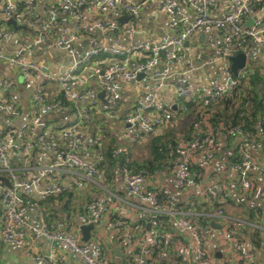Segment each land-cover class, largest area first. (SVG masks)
<instances>
[{
  "label": "crops",
  "instance_id": "crops-1",
  "mask_svg": "<svg viewBox=\"0 0 264 264\" xmlns=\"http://www.w3.org/2000/svg\"><path fill=\"white\" fill-rule=\"evenodd\" d=\"M195 1L203 10L205 9L206 14L214 18H222L226 11L232 10L234 7V0H215L212 5L206 8L203 6V0ZM11 2L17 5L18 11L22 14L21 20L15 19L21 28L16 29L7 23L8 20L3 21L4 15L0 3V21H3L0 22V28L8 31L6 36L0 37V45L6 53L15 55L19 52L21 44L32 45L39 35L46 34L44 44H34L31 50L24 52V56L28 61L38 62L45 71L60 79L70 72L74 62L81 58L86 50L99 44L117 50L119 54L116 55V58L122 62L128 59L129 68H135L141 61L148 58L147 52L135 49L136 45H160L173 37L179 30L170 26V16L161 10L162 0L146 2L138 15L127 22H119L118 28L114 30L106 32L97 30L91 35L83 33V30L108 16V9L100 0H86L79 11L74 14L63 8L53 28L48 32H45L43 28L49 15L48 4L52 3L53 0H11ZM198 15L193 5L182 4L180 18L183 20L180 27L187 26ZM254 15H261L264 19V5L257 9ZM124 16L130 15L123 10V14L119 18ZM252 17L245 19L241 26L243 28L249 27L248 22ZM64 30L80 33L75 42L73 54L59 48L56 44L57 38ZM186 41L180 50L179 61L169 66L168 74L162 82L156 79L153 73L162 71L166 66L164 62H161L154 69V72H145L144 75L136 77L134 81H126L121 73L117 74L115 79L123 81V88L116 108L109 104H103L98 97V94L103 91V82L98 76L93 75L95 68L106 67L113 59V55L101 53L88 64L79 66L75 73V79L71 82V95L79 96L86 87L90 86L101 102V110H105L99 113L100 121L105 118V121L102 122L105 123V130L101 127V122L97 123L91 117H83L80 120L81 131L87 132L89 135L88 140L83 144V150L88 159L97 165L106 164L107 167L108 158L105 156V151L113 147L114 144L123 146L131 161H144L151 157L148 144L150 136L128 127L124 120L127 114L133 111L138 101L147 102L150 100L149 90L153 85L162 84L158 90V102L160 104H168L173 101L175 95L173 85L182 81L187 82L205 103L212 101V86L215 80H222L225 75L224 62L216 52L218 47L224 46V33L222 30L205 32L198 28ZM233 46L237 48V51L247 54L246 69H260L264 72V50L261 47L252 43L245 36L238 34L234 37ZM7 82L11 85L7 86ZM39 84L40 79L36 75H25L19 68L0 59V98L13 104L12 106H15L19 111L17 115L0 111V127L8 130L20 126L28 122L34 113H40L45 125L43 128L38 127L36 129L35 137L43 134L47 137L48 144L53 148L71 149L73 140L64 136L61 130L78 121L74 117V113L80 111L83 105L92 99V95L70 99L76 106L74 111L68 107L45 111L42 107L37 108L33 105V96ZM60 91L61 87L58 81L44 83V93L49 100L56 98ZM149 112L153 111L150 110ZM182 124V118H176L173 122L169 120L164 126L158 128L153 136L169 133L171 126L176 128L175 134L180 136L186 129ZM123 131H127L133 138H123ZM113 140L115 142L112 144ZM33 142H35L34 136L32 137ZM233 143L236 144V142ZM234 144L229 146L226 142H219L217 155L211 161L206 160L204 154L196 156L193 166L201 172L199 183L196 186L186 189L179 187V158L177 157L175 163H169L159 172L146 177L140 187L143 190L168 188L174 195L172 208L177 209L178 206L190 204L192 197H202L217 185H225L226 190L235 198L236 203L243 202L245 206L239 205L237 208V206L226 203L224 208L231 214L230 216L226 215L230 221L219 219L215 222L220 224L221 228L231 222L245 223L251 226V228H245L240 237L255 259L258 262H264V215L259 224L244 221L239 215L244 213L245 207L264 209V147L252 153L255 159L254 168L251 171L253 186L251 189L245 190L236 174H232L231 178L226 180L227 169L231 165L230 159L236 156L238 149ZM14 156L13 153L12 157ZM54 156V149L47 150V157L40 153L38 148L32 149L28 157V164L22 166L21 174L24 177H31L36 167L49 165L54 160ZM3 176L0 173V181L3 180ZM55 176L66 187L74 185L77 187L75 190L76 202L80 208L75 212H69L65 210L63 204H50L48 210L41 206L39 203L42 199L41 191L52 182L50 177L44 179L36 192L25 194L28 205V225L22 229L27 234L26 245L23 246L5 243L1 239L3 223L1 220L2 203L0 201V264H44L27 256L25 247L53 260L62 257L65 264H84L83 256L85 254L94 255L98 246L102 247L107 255L109 264H154L151 256L143 255L137 259L138 242H129L125 236L126 226L140 233H151L155 230L151 224L152 215L143 217L135 207H125V202L144 209H151L152 203L142 201L130 193L117 166H113L112 172L108 176L99 175L96 176V182H82L79 185L75 183V175L71 169L57 170ZM97 199H103L109 204L112 208L111 213H117L118 217L113 220L114 226H108L106 220L109 219L105 217L92 230L90 240L84 241L79 226V215L82 212L79 210L81 208L86 209L88 204ZM42 215L47 220H49L47 216H52L50 224L53 229L60 232H79L81 241L86 245L85 254L70 252L68 246L60 240L43 235L32 236V230H40L42 227ZM142 217L147 218L145 223H142ZM171 220L173 226L170 228L173 229L167 233V241L172 242L174 246L184 244L188 248V264H198L196 242L190 231L178 228L175 218L171 217ZM148 224L151 225L148 227ZM256 229L261 231L263 237L261 240L257 235L253 236V230ZM210 243V251L214 254V264H239L238 254L232 250L229 242L219 236L218 230L214 228L210 234ZM218 254L220 257L217 256Z\"/></svg>",
  "mask_w": 264,
  "mask_h": 264
},
{
  "label": "built area",
  "instance_id": "built-area-1",
  "mask_svg": "<svg viewBox=\"0 0 264 264\" xmlns=\"http://www.w3.org/2000/svg\"><path fill=\"white\" fill-rule=\"evenodd\" d=\"M85 1L86 0H53L52 3L48 4L49 15L43 28L44 31L48 32L53 28L63 8L74 14L79 11ZM150 1L154 0H100V2L107 7L108 16L89 25L83 30V33L91 35L97 30L103 32L114 30L119 26V16L123 14V10L131 16H136L143 5ZM202 2L204 8H206L212 5L215 0H203ZM0 3L2 4V12L5 20L11 17H14L16 20L22 19V14L18 11L17 5H14L11 0H0ZM182 4L193 5L199 15L193 22L181 28V21L183 20L180 18ZM262 5H264V0H234V7L232 10L226 11L222 18H214L206 14L204 11L205 9L203 10L195 0H162L161 10L170 16V26L179 30L173 37L160 45H136L135 49H141L147 52L148 58L141 61V63L132 69L129 68L128 59L122 62L116 58V55L119 54L117 50L99 44L86 50L82 57L74 62L70 72L64 78L60 79L45 71L38 62L28 61L24 56V52L31 50L34 44H44L46 41V34L43 33L39 35L36 42L32 45L21 44L19 52L15 55L6 53L0 45V59L5 60L11 66L19 68L25 75L34 74L40 79V84L37 86L33 96L34 107H42L45 111H53L60 107L61 101L57 99L58 95L56 98L49 100L44 93V83L49 81H58L61 87L60 93L63 92L64 97L69 100L74 97L92 95V99L84 104L80 111L74 113V117L77 118L78 121L61 130L64 136L73 140L71 149H55L48 144L46 136H40L38 140V151L47 157V150L54 149L55 156L54 160L49 165L36 167L31 177H24L21 174L23 169L22 166H27V164L22 166H19V164L28 163V157L33 149V143L30 140L29 134H34L38 127L43 128L45 125L41 118V114L34 113L28 122L8 130L0 127V173L8 177L12 183L11 187H7L4 180L0 181V199L2 203L1 220L3 223L1 239L3 242L23 246L26 245L27 234L22 229L28 225V205L24 199V195L36 192L42 181L49 177L52 182L41 191V198H45L50 194L63 192L66 186L55 176L57 170H73L75 183L77 185L82 182H96V176L103 175V171L97 168L96 164L87 158L83 150V144L88 140L89 135L87 132L81 131L79 127L80 120L83 117L89 118L93 110L95 112L101 111L102 105L90 86L86 87L79 96L71 95V82L75 79V73L79 69V66L88 64L101 53H110L113 55V59L110 63L104 68H95L93 75L98 76L101 82H103L105 99L109 105L116 108L123 88V81L115 79L117 74L121 73L123 79L126 81H134L138 73L154 72V69L161 62H164L166 65L165 68L162 71H155L153 73L156 79L162 82L168 74L169 66L179 61L180 50L184 42L196 29L201 28L205 32L222 30L224 33V46L218 47L216 52L224 62L225 75L222 80H215L212 86V100H217L224 94L231 92L238 84L237 77H235L230 70V57L238 52L232 49L235 35L247 36L252 43L264 50V19L256 20L254 24L247 28L241 26L242 22L252 17ZM7 34L8 31L6 29L0 28V37H4ZM79 35V32L64 30L57 38L56 44L59 48L73 54L75 50L74 45ZM246 68L247 67L240 70L239 75L241 74L242 77H245L249 70ZM85 82L87 81L85 80ZM6 85L10 86L11 83L7 82ZM161 85V83L153 85L149 90L150 100L147 102L142 100L138 101L133 111L127 114L124 122L128 127L151 136L158 128H161L167 121L173 118L174 107H176L179 101H191L197 99L199 96V94L191 89L187 82L182 81L173 85L175 92L173 101L168 104H160L158 102V90ZM12 105L13 104L0 98L1 112L17 115L19 111ZM150 110L153 112H149ZM195 126L198 130V134L190 139L179 141L176 147V153L179 158V187L181 189H186L198 185L199 181H195V174H192L190 170L198 154H204L206 160L211 161L217 155L219 142H226L231 138H238L241 140L239 149L241 159L228 167L226 180L228 181L232 174H236L242 188L245 190L251 189L253 186L251 171L255 164L252 153L261 150L264 147V141L250 138L240 127L223 129L213 134L211 132H203L201 122L195 124ZM122 136L128 139L133 138L127 131H123ZM124 150V148L119 147L115 150V153L119 154ZM13 153L15 154L14 157H12ZM121 176L131 194L137 196L142 201L151 202L153 206L151 209H144L140 206L125 202V207H135L143 217H147L149 214L152 215V217L159 214H167L175 218V223L178 228L190 231L193 236L196 242L198 264H214L210 253V234L213 231L212 224L211 229H203L199 221L194 220L197 213L193 209L181 211L171 208L168 205H163L158 201L156 191L153 189H141L140 185L145 179L143 172H134L131 169L124 168L121 171ZM160 191L166 195L169 203L173 204V193L168 188H162ZM212 191L214 193L217 191H226V186L223 184L217 185ZM212 191L209 190L208 193H213ZM111 212L112 208L109 204L103 199H97L88 204L85 212L79 215V226L89 223L97 225L105 217L107 218ZM211 216L214 218L213 220L220 219L227 222L230 221V218H228L221 209L211 214ZM106 222L108 226L115 225L113 220H106ZM151 224L155 229L151 233H136V231L132 230L129 226L125 228L127 240L129 242H138L139 252L137 253V259H140L143 255L151 256L153 248L159 244V231L157 230L158 221L152 219ZM228 225L227 223L226 226L218 229V233L220 237L229 242L232 250L238 254L239 264H264V262H258L255 259L254 255L246 248L245 244L238 239L237 230L235 228H228ZM32 234L31 235L34 237L43 235L60 240L68 246L70 252L85 254L86 245L81 241L79 232H60L53 229L44 215H42V227L40 230H32ZM175 249L184 260H187L188 248L184 244L175 246ZM25 253L27 256L39 262H43L44 264H65L64 258L62 257L53 260L28 247H25ZM83 258L84 264H109L108 257L100 246L96 248L94 255L85 254Z\"/></svg>",
  "mask_w": 264,
  "mask_h": 264
},
{
  "label": "trees",
  "instance_id": "trees-1",
  "mask_svg": "<svg viewBox=\"0 0 264 264\" xmlns=\"http://www.w3.org/2000/svg\"><path fill=\"white\" fill-rule=\"evenodd\" d=\"M3 21L5 22L7 20L3 19ZM245 37L249 39L247 36ZM237 79L238 84L233 88V90L224 94L217 100L205 103L204 100L198 96L195 100L179 101L173 110L174 116L170 119V122H173L176 118H182V126L186 127L185 131L178 136L175 134L176 128L171 126L169 133L156 136L151 135L148 139L151 152V157L149 159L144 161H131L126 151L116 154L115 150L119 147L123 148V146L114 144L113 147L105 151V156L108 158L107 167L106 164H96L97 168L103 171L104 176H108L112 172L113 166H117L120 173L122 169L128 168L134 172H143L145 178L149 177L162 170L165 165L175 163V158L178 157L176 147L179 141L187 140L197 135L198 130L195 124L199 122L202 123V129L205 133L211 132L215 134L217 131L223 129L240 127L250 138L264 141V72L260 69L248 70L245 77H242L240 74L237 76ZM57 99L61 101V108L68 107L73 111L76 110L75 104L65 98L63 92L58 94ZM103 111L105 110L102 109L101 112H95L93 110V113L91 111L92 115L90 117L97 123L101 122V127L105 130V123H102L105 121V118L100 121L101 117L99 115V113H102ZM29 136L31 141L34 136L35 143L32 146L33 149H37L38 140L41 135L35 137L34 134H29ZM114 142L115 141L113 140L111 143L113 144ZM233 142H236V144ZM226 143L229 146L234 144L236 148L240 149L241 140L238 138H231L227 140ZM238 149L236 156L231 157L230 164L240 161L241 154ZM22 165H25V163L19 164V166ZM190 170L192 174H195V181H199L201 173L200 170L193 166V164L191 165ZM76 188L77 187L75 185L72 187H65L63 192L50 194L47 197L42 198L39 203L47 210L49 209L50 204H63L65 210L75 212L78 208H80L76 202ZM153 190L157 192V199L161 204L168 205L172 208V204L169 203L166 195L160 191L159 188ZM241 192L243 193L242 190ZM241 192H239L240 195H242ZM24 199L26 200L25 195ZM226 203L237 206V208L239 205L245 206L243 202L236 203L235 198L232 197L226 190L222 192L217 191L215 193H207L202 197H192L190 204L187 206H178L177 210L188 211L189 209H193L197 213L194 220H198L203 229H211V221L214 219L211 214L221 209L225 215H231L224 208ZM79 211L83 213L85 212V209L81 208ZM239 215L244 221L259 224L262 220V216L264 215V209L258 207H245L244 213ZM51 217L52 216H47L49 223L51 222ZM117 217V213L114 212L108 215L107 219L115 220ZM141 219L143 220L142 223H145L147 218L142 217ZM152 219H156L158 221L157 230L159 231V244L153 248L151 255L154 264H188L187 260H184L183 257L178 254L172 242L167 241L166 235L168 232L172 231L171 229H173L170 228L173 226L171 217L167 214H159L152 217L151 220ZM228 228H235L238 233V239L240 242L244 243L240 235L244 233L243 230L245 228H251V226L245 223L231 222L228 225ZM253 232V236L257 235L260 240L263 238L260 230L256 229L253 230ZM210 253L213 258L214 254H212V252Z\"/></svg>",
  "mask_w": 264,
  "mask_h": 264
},
{
  "label": "water",
  "instance_id": "water-1",
  "mask_svg": "<svg viewBox=\"0 0 264 264\" xmlns=\"http://www.w3.org/2000/svg\"><path fill=\"white\" fill-rule=\"evenodd\" d=\"M134 17L135 16H131V15L130 16L120 17L119 21L120 22H127L129 19L134 18ZM261 19H262L261 15L260 16L254 15L252 18H250V20L248 22V25L251 26L252 24H254L256 22V20H261ZM7 23L13 25L16 29L21 28V26H19L17 24V22H16L14 17L9 18ZM185 43L187 44L188 42L186 41ZM232 49L236 50L237 48L233 46ZM247 59H248L247 54L245 52H242V51H238V52H236L234 55H232L230 57V62H231L230 70H231V73L235 77H237L239 75L240 70H242L245 67H247ZM144 74H145V72L138 73L137 77H140V76H142ZM104 96H105L104 91H102V92H100L98 94V97L102 100L103 104H109ZM33 143H35V142H33ZM2 179L4 180V182L7 185V187H11L12 186L11 180L8 177L3 176ZM211 224L213 225V228L216 229V230L221 228V225L217 224L215 222V220H212ZM150 225L151 224H148V227ZM95 227H96V225L94 223L80 225V230H81V233H82L84 241H89L90 240L91 232H92V230L95 229ZM217 256L220 257L219 254Z\"/></svg>",
  "mask_w": 264,
  "mask_h": 264
}]
</instances>
